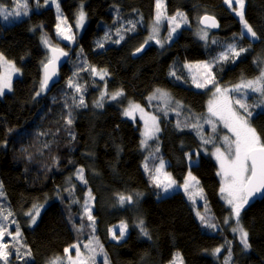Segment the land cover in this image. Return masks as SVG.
<instances>
[{
    "label": "trees",
    "instance_id": "16d2710c",
    "mask_svg": "<svg viewBox=\"0 0 264 264\" xmlns=\"http://www.w3.org/2000/svg\"><path fill=\"white\" fill-rule=\"evenodd\" d=\"M165 1L166 15L183 12L189 25L170 44L161 46L154 41L135 59L133 53L150 35L156 0H39V6L35 0H28V14L22 15L23 20L15 23L12 17L4 20L0 16V54L22 74L15 79L12 92L0 97V183L3 202L19 224L20 239L32 250L29 264H48L51 258L63 256L64 249L78 240L88 242L87 235L78 236L79 222L72 218L82 212L88 189L95 197L94 235L103 245L109 264H172L177 253L183 264H225L229 253L231 264H264V198L241 212L240 221L248 232L250 245L244 249L238 233L231 231L235 221L224 223L230 209L221 198L218 166L209 154H203L211 149L210 143L203 144L201 135L190 126L198 115H165L148 102L156 89H164L193 112L205 113L209 95L192 87L187 65L212 60L229 44H236L242 30L239 17L223 0ZM0 3L11 6V0ZM57 4L72 25L83 4L88 24L71 49L59 82L36 96L50 54L41 37L57 25ZM244 14L260 39L255 43L247 37L241 39L238 46L248 49L243 57L236 63L231 58L222 61L214 68V77L222 86L260 74L256 61L264 60V0H245ZM204 15L219 20L220 31L211 34L223 41L202 42L196 36ZM129 21L136 22L135 31H122L124 39L113 43L119 39L118 28L131 27ZM106 35L109 39H105ZM92 68L106 71L107 75L103 80L96 78ZM70 79L81 85L86 107L72 104V97L80 94L68 87ZM120 90L124 93L120 99L113 101L106 95L103 107H96L101 93ZM129 102L160 118L161 134L155 144L160 145L168 162L167 170L178 182H183L191 171L203 189L201 205L193 204L183 192L163 197L161 190L153 186L143 168L147 154L141 145V122L123 115ZM252 111L250 124L264 139V108ZM69 112L71 125L66 123ZM197 122L206 124L205 118ZM205 128L208 133L213 132L210 127ZM204 129L202 135L208 138ZM216 145L223 148L221 140ZM52 153L58 163L42 165V172L39 162L44 163ZM187 153L193 154L192 160L199 155L198 162L191 165ZM77 168L85 170L87 184L76 178ZM72 185L74 191L69 193L67 189ZM120 193L132 194L133 203L123 207L117 204ZM73 197L79 203H74ZM33 205L42 207L35 225L25 215ZM197 211L217 228H206ZM140 220L150 239L137 226ZM121 222L128 225L129 235L122 243H116L110 238V229ZM218 247L222 250L214 255Z\"/></svg>",
    "mask_w": 264,
    "mask_h": 264
},
{
    "label": "snow or ice",
    "instance_id": "6c2138e0",
    "mask_svg": "<svg viewBox=\"0 0 264 264\" xmlns=\"http://www.w3.org/2000/svg\"><path fill=\"white\" fill-rule=\"evenodd\" d=\"M37 6H39V0H35ZM55 3V0H53ZM223 3L231 9L237 17H239V22L242 25V30L240 31L239 39H245L246 34L252 40L260 39L257 36V33L253 30V27L245 19L244 7L245 0H223ZM235 3L236 7H233ZM28 0H11V6L0 3V16L4 20H9L10 17H21L22 15L28 14ZM57 10L59 11V5H56ZM156 15L151 28V35L148 36L147 40L138 47L135 53L143 51L144 46L148 41L155 40L157 44H161L159 39V31L161 20H167L171 29L168 32L167 40L170 41L173 33L181 27L182 24L187 25L189 23L188 18L185 13L177 11L174 15H166V9L162 0H156ZM23 9V12L21 11ZM85 19V13L81 10L79 17L76 21L77 27L83 25ZM66 23L61 19V24ZM131 24L130 28L121 29L118 28L116 35L119 37L118 40L113 41V43H119L120 40H123L124 37L121 35L122 31H135L136 22L129 21ZM199 23L204 25L203 28L199 29V37L201 40L208 41L209 34L206 29L208 28H217L219 24L214 16L204 15L200 18ZM57 34L61 35L65 40H72L73 37L69 34L71 32L70 26L67 29L61 28V25L56 26ZM105 39H109L106 35ZM44 44L51 49L52 57L44 64V78L40 83V89L36 92V96H40L41 93L45 92L48 88L49 81L52 76L55 75V65L59 56H66L67 52L58 47H53L50 45L47 38L44 39ZM211 43H217L216 40H212ZM100 47H103V43H100ZM161 46H163L161 44ZM248 49L244 47H237L235 43L229 44L226 50L222 51L218 57L214 58L211 62H203L199 64H188L187 67L189 70L197 69L199 70L192 75V82L195 84L196 88H205L209 84H216L215 77L212 74V67L215 63L220 61H226L232 58V62H235V58H238L242 53L247 52ZM0 63H3L6 67L11 68L12 71H18L14 65L8 62L3 54H0ZM257 65L260 67L259 76L244 80L242 79L241 83L235 85L232 88H221L216 85L213 92V99L208 103V113L209 116L205 120V123L212 126L213 133L216 132L218 123L223 125V128L227 129L228 133L231 135L225 134L221 140L223 149L221 147H215V151L212 155L215 156L216 160L219 163L220 171L217 173L221 176L222 186L220 192L222 198L228 205L230 212L228 217L225 219L224 223H229V221L234 220L235 226L231 227L233 233H239L240 243L243 245L244 249L250 247L248 243V232L244 229L240 221L241 212L249 201L254 197L264 198V139L257 133L256 129L251 126L249 123V118L252 116L250 111V106L246 102L247 92L243 90H250L252 93L259 94V100L257 103L251 107L264 108V60H257ZM51 69V71H50ZM92 73L99 75L100 79L103 80L106 71L97 72L95 68L91 69ZM171 75L175 76V72H172ZM179 79V77H177ZM68 87L74 88L76 93L80 95L78 97H72V104L75 106H84L86 103L82 94L81 85L76 84L73 80L68 81ZM106 88V86H105ZM5 89L8 91L12 90L11 84V74L6 72L4 75H0V96H3ZM230 92L239 93L238 98H233L229 95ZM106 95L110 96V99L115 101L118 97L124 95L123 91H116L114 93H107V91L101 93L100 98L95 101L96 107H103V101ZM164 99L165 115H167V102L170 100V97L166 92L161 89H156V92L149 97V100L154 99ZM178 104V102H177ZM182 107V106H178ZM176 110V109H173ZM242 110V111H241ZM139 111L141 113V119L144 120V132L142 135L144 139L141 141V145L145 149H152L149 152L148 157L145 158L143 168L146 173L149 175V179L153 186L157 189H160L162 193H169L172 190L183 189V191L188 195L189 200L196 204V196H201L203 194V189H198L195 192H191L190 188L198 186L199 181L195 176L192 175L191 171L188 172L187 177L183 182H178L173 178L170 172L165 171V161L162 158L156 157L153 161L151 167L149 165V160L155 157V154L159 152L158 145H150L149 140H158V133L161 131L158 118L155 115H148L139 104L129 102L128 107L125 109L123 115L135 119V113ZM179 115V111H177ZM215 118V119H213ZM151 122V123H149ZM68 125L73 123L71 112L68 113V118L66 120ZM192 128L197 130V134L201 135L203 144L207 145L209 143H215L211 138H204L202 135V125L198 122L192 123L190 125ZM177 127H181L180 122H177ZM181 130H183L181 128ZM71 134V133H70ZM74 138V137H73ZM6 146V145H5ZM187 158L189 161L192 160V153H187ZM198 155V153H197ZM84 169L77 168L75 170V176L82 183L87 184V180L84 177ZM72 177H69L71 181ZM194 182V183H190ZM74 185L69 187L67 191L72 193L74 191ZM3 189V184L0 183V190ZM137 196L140 194L137 193ZM3 191H0V197H3ZM95 197L92 195L90 189L87 190V199L82 204V214L80 216L81 220L87 219L88 224L85 225L81 223L79 227L76 228L78 233L83 232L85 227L90 228L91 238L87 243H82L79 240L66 247L64 249L63 256H55L48 261V264H97V256L103 258V264H109L107 253L104 251L103 245L100 244L99 238L94 235L96 230V218L92 214V201ZM74 203H79L78 200L73 197ZM117 204L123 207L126 203H133V195H125L123 193L118 194ZM41 205H33V209L25 213L30 217V224L35 225L36 220L40 215ZM207 211V208H205ZM196 215L199 217L201 223L209 229H216L217 225L211 222L205 215H202L200 211L196 212ZM13 216V212L10 209L0 208V264H12V259L14 257L15 261L20 262V264H29V261L33 259L32 250L23 241L20 239L22 233L20 231L19 224L15 219L11 220V224H16L14 233L9 231L10 225L5 223L9 221V218ZM140 228L141 233L148 237V231L144 228V221L140 220L137 225ZM119 227V236L116 234L115 229H110L112 233V239L122 240L124 238L125 232L127 231L128 225L124 222H121ZM9 237L12 243H9L5 240V237ZM11 249V250H10ZM23 249V251H21ZM73 249H75V255H73ZM221 248H216L214 250V255H218L221 252ZM183 264L180 254H176V259L172 264ZM225 264H231L230 262V253L229 259L225 260Z\"/></svg>",
    "mask_w": 264,
    "mask_h": 264
},
{
    "label": "rangeland",
    "instance_id": "374dc122",
    "mask_svg": "<svg viewBox=\"0 0 264 264\" xmlns=\"http://www.w3.org/2000/svg\"><path fill=\"white\" fill-rule=\"evenodd\" d=\"M162 2H163L164 6H165V9H166V1H165V0H162ZM233 7H236L235 3L233 4ZM81 10L84 12L83 4L80 6V9H79L78 12H77V16H76L75 24L72 25V24L69 23V21L67 20V18L62 14L60 8H59V11H58V10H57V7L55 6V13H56V17H57V25L60 24V25H61V28H64V29H67V28L70 26V28H71V32H70L69 34L73 37L72 40H65V39H63V37H62L61 35H58V34H57V28H56V27H55L52 31H47V30H46V32H44V33L42 34L41 39L44 41V39L47 38L48 41H49V43H50V45H52L53 47H58V48H61V49L64 48V49H66L69 53H71V51H72L71 49L76 45V41H77V39L81 37V35H82V33H83V30L87 27V24H88V21H87L86 15H85V19H84L83 25L80 26V27H77L76 21H77V19H78V17H79V13H80ZM230 10H231V9H230ZM231 11H232V10H231ZM232 12H233V11H232ZM233 13H234V12H233ZM234 14H235V13H234ZM23 17H24V16H21V17H15V18H12L11 20H14V22L16 23V22H19V21L23 20V19H22ZM61 19H63L66 23L61 24ZM188 21H189V20H188ZM152 24H153V23H152ZM57 25H56V26H57ZM188 25H189V23H188L187 25L182 24L181 27L178 28L177 31H176L175 33H173L171 40L168 41V40H167V37H168V32H169L170 29H171V25H169V23L167 22V20H163V19H162V20H161V24H160V31H159V39L161 40V44H162V45H163V44H164V45H166V44H167V45L170 44V43H171V42H172V41H173V40H174V39L180 34L181 30H182L183 28H185V26H188ZM151 28H152V25H151V27H150V29H149L150 35H151ZM200 28H201V27H200ZM196 29H197V27H196ZM207 32H208V34H209V38H208L209 41H208V42H211L213 39L216 40V41H223V40H221L218 36H216V37L213 36V35L211 34L210 31L207 30ZM198 33H199V30H197V32H196V36L200 39ZM246 37L249 38L250 40H252L247 34H246ZM200 40H201V39H200ZM154 41H155V40H152V41H149V42H154ZM201 41L203 42V41H205V40H201ZM217 43H218V42H217ZM156 44H157V43H156ZM43 45H44V49H45L46 51H48L49 47L46 46V45L44 44V42H43ZM157 45H160V44H157ZM224 50H226V49H224ZM224 50L219 51V52L215 55L214 58L218 57L219 54H220L222 51H224ZM243 55H244V54L242 53L238 58H235V63H236L240 58H242ZM3 56H4V55H3ZM4 58H5L8 62H10V64L14 65L16 69H18V68L16 67V65H15L13 62L9 61L5 56H4ZM47 58H48V60L51 58L50 54H49V56H47ZM214 58H213L212 60L196 62V63H193V65H195V64H199V63H203V62H211V61L214 60ZM231 59H232V58H231ZM221 62H222V61L217 62V63H215V64L213 65V67H212V69H211L213 76H214V71H213L214 68H215L216 66H219ZM235 63H234V64H235ZM198 71H199V70H197V69H192V70H189V69H188V73H189V76H190V79H191L190 84L192 85V87H193L194 89H196V90H198V91H201V92H206V93L209 95V99H208V102H207V109H206V112L203 113V114H198V113L193 112V111L191 110V109H192L191 107H189V106L185 105L183 102L177 100V99L173 96V94H172L170 91H168V90H164V89H161V90H163L164 92H166V93L168 94V96L170 97V100L167 102V114H169V115H173V116H176V117H179V116H181V115H182V116H187V115H189V114H196V115H198V116L195 117L197 121L203 120L204 118H205V120H206V119L208 118V116H209V113H208V103H209L210 100L213 99V92H214V90H215L216 85L220 86V87L223 89V88H232V87H234L235 85L241 83V82H238V83H236V84H234V85H230V86H222V85L218 84L217 81H216V79H215V81H216V84H215V85H214V84H209V85H208L207 87H205V88H196L195 84L192 82V75H193V73H196V72H198ZM6 72H9V73L11 74V84H12V90H13V83H14L15 79L18 78V77H20L22 74H21V72H20L19 69H18V71H12L11 68L6 67L3 63H0V75H4ZM97 72H98V71H97ZM258 76H259V75H258ZM95 77L100 79L99 75H95ZM256 77H257V76H256ZM254 78H255V77H254ZM252 79H253V78H252ZM247 80H249V79H247ZM12 90H11V91H8L7 89H5V93H4V95H3V96H0V97H1V98H4V96H5L6 94L12 92ZM243 91H246V92H247V100H246V102H247L248 105L250 106V111H251L252 114H253L252 109H254V108H256V107H251V106L258 102V100H259V94H258V93H252L250 90H243ZM155 92H156V90H155L152 94H150L149 97H151ZM229 95L232 96V97L235 99V98H238L240 94H239V93H236V92H230ZM149 97H148V102H150V104H152L153 107L156 108V111H157V112L162 111V109H165V103H166V101H165L164 99H159V98H158V99H154V100H149ZM118 99H120V98L118 97ZM177 102H178V104H177ZM122 104L124 105L125 102L123 101ZM128 105H129V104H126L125 109L128 107ZM178 106H182V107H178ZM140 107L143 108L144 111H145L148 115H155V116L158 118V123H159L160 129H161L160 118H159L155 113L151 112L150 110H147L146 108H144V107H142V106H140ZM125 109H124V111H125ZM173 109H176V110H173ZM177 111H179V115H177ZM241 111H242V110H241ZM162 112H164V114H165V111H162ZM199 116H200L201 118H200ZM213 119H215V118H213ZM134 120H138V121L141 122V126H142L141 138H142V140H143V139H144V136L142 135V133L144 132V120L141 119V113H140L139 111H137V112L135 113V119H134ZM197 121H196V122H197ZM149 123H151V122H149ZM194 123H195V122H194ZM249 123H250V120H249ZM180 125H181V124H180ZM183 126H185L184 123H183ZM251 126H252V125H251ZM205 127H210V128L212 129V126H211L210 124H207V123L202 125V129H204ZM252 127H253V126H252ZM203 132H204V134L207 135L208 138H211V139H213V140L215 141L214 144H213V143H210V145L208 146V147L211 148V149H210L209 151H205V153H203V154H209V155L215 160V163H216L217 166H218V171H220L219 163H218V161L216 160L215 156L212 155V153L215 151V147H221V148H222V146H220V145H216V144L218 143V141L220 140L219 138H222L225 134H227V135H231V134L228 133L227 129L223 128V125H222V124H219V123H218V127H217V130H216L215 133H213V132H212V133H208L207 128H205V129L203 130ZM221 132L224 133L222 136H220ZM160 134H161V131L157 134V135H158V138H159ZM155 142H156V140H149V141H148V143H149L150 145H156ZM158 147H159V152L155 154V157H153V159L149 160V165H150V167H151L153 161L156 159V157L162 158V157H161L160 145H158ZM222 149H223V148H222ZM143 151L147 154L146 156L148 157L149 152L152 151V149H145V148H143ZM162 159L165 161V164H166L165 171L168 172V170H167V164H168V162H167L164 158H162ZM198 159H199V155H198L197 160H196V159H195V160H191V165H192V164H196V163L198 162ZM57 163H58V158H57V156L55 157L54 154L52 153V154H50V156L44 161V163L39 162V167H38V168H39V170H41V166H42V165H46V164H48V165H50V166H54V165H56ZM41 171H42V170H41ZM42 172H43V171H42ZM147 175H148V173H147ZM192 175H193V174H192ZM148 176H149V175H148ZM193 176H194V175H193ZM219 178H220L221 186H222V179H221V176H219ZM190 183H194V182H190ZM198 189H201V187H200V183H199L198 186H195V187L190 188V191H191V192H195V191H197ZM0 191H1V190H0ZM176 192H183V193L188 197V195L183 191V189H176V190H172V191H170V192L167 193V194H165V193H161V194H162L163 197H166V196H169V195H171V194H173V193H176ZM202 195H203V194H202ZM221 198H222V194H221ZM3 199H4V197H0V208L8 209V208L6 207V205H5V203L3 202ZM86 199H87V197H86ZM195 199H197L196 202H197V203H200V205L203 203V197H201V196H196ZM4 200H5V199H4ZM222 200H223V202L226 204V202L224 201L223 198H222ZM5 202H6V201H5ZM91 203H92V214H93V201H92ZM226 206L228 207L227 204H226ZM228 208H229V207H228ZM32 209H33V208H32ZM32 209H31V210H32ZM31 210H30V211H31ZM41 211H42V207H40V214H41ZM81 214H82V212L80 213V215H73L74 217L72 216V218L78 220L79 225H80L81 223L87 225V224H88L87 219L85 218V219L81 220V218H80ZM39 217H40V215H39ZM39 217H38L37 219H39ZM12 219H14L13 216L10 217V218H9V221H7V222H5V223H8V224L10 225V227H9V231H12V232L14 233L15 228H16V224H11V220H12ZM36 221H37V220H36ZM120 224H121V223H118V224H116V225H114V226L111 227V229H115V230H116V234H117V236H119V227H118V226H119ZM79 225H78V227H79ZM90 232H91V229L85 227V229H84L83 232L78 233V236H79V235H83V236H86V235H87V236L89 237L88 239H90V238H91V236H90ZM128 235H129V228L127 227V231L125 232L124 238H123L122 240H114V239H112V233H111V231H110V238H111V240H113V241L116 242V243H122L123 241L126 240V238H127ZM238 237H239V233H238ZM239 238H240V237H239ZM5 240H6L7 242H9V243H12V241L10 240V238L7 237V236L5 237ZM10 250H11V249H10ZM21 250L23 251V249H21ZM72 254L75 255V249H73V253H72ZM11 259H12V264H15V262L18 263V261H15L14 258H11ZM100 260L103 261V258H102L101 256H97V264L100 262ZM17 263H16V264H17ZM178 264H179V263H178Z\"/></svg>",
    "mask_w": 264,
    "mask_h": 264
},
{
    "label": "water",
    "instance_id": "95a60500",
    "mask_svg": "<svg viewBox=\"0 0 264 264\" xmlns=\"http://www.w3.org/2000/svg\"><path fill=\"white\" fill-rule=\"evenodd\" d=\"M216 18V17H215ZM218 24H219V27L217 28H208L206 30H210L212 31L213 33H217L220 31L221 29V24L219 22V20L216 18ZM200 24V23H199ZM200 26L203 28L204 25L200 24ZM148 48V45L144 46L143 48V51L144 52L146 49ZM64 50V49H63ZM65 51V50H64ZM67 52V51H65ZM142 52H139V53H136L133 55V58H138ZM50 54H51V57H52V52H51V49H50ZM69 59V54L67 52V55L66 56H59V58L57 59L56 61V65H55V75L52 76L51 80L49 81V85H48V88L46 91H49L55 84H57L59 82V79H60V72L61 70L63 69V67L65 66V64L67 63ZM51 71V69H50ZM263 198H256L254 197L252 200L249 201L248 205H246L244 208H247L251 203L255 202V201H258V200H261Z\"/></svg>",
    "mask_w": 264,
    "mask_h": 264
},
{
    "label": "bare ground",
    "instance_id": "6f19581e",
    "mask_svg": "<svg viewBox=\"0 0 264 264\" xmlns=\"http://www.w3.org/2000/svg\"><path fill=\"white\" fill-rule=\"evenodd\" d=\"M152 23H153V22H152ZM151 25H152V24H151ZM150 27H151V26H150ZM149 29H150V28H149ZM245 37H246V36H245ZM240 40H241V39L238 38V41H237V43H236V45H237L238 48H239L238 45H239V41H240ZM250 41L253 42V43L256 42V40H250ZM152 44H153L152 42H149V41H148V43H147L146 45H148V48H149V47H151ZM146 45H145V46H146ZM148 48H147V49H148ZM147 49H146V50H147ZM146 50H145V51H146ZM145 51H144V52H145ZM142 53H143V52H142ZM244 53H245V52H244ZM59 80H60V79H59ZM13 137H14V136H13ZM156 145H157V144H156ZM160 150H161V148H160ZM161 157L164 158L163 155H162V152H161ZM164 159H165V158H164ZM165 160H166V159H165Z\"/></svg>",
    "mask_w": 264,
    "mask_h": 264
},
{
    "label": "flooded vegetation",
    "instance_id": "af4514ba",
    "mask_svg": "<svg viewBox=\"0 0 264 264\" xmlns=\"http://www.w3.org/2000/svg\"><path fill=\"white\" fill-rule=\"evenodd\" d=\"M62 49H64V48H62ZM64 50H66V49H64Z\"/></svg>",
    "mask_w": 264,
    "mask_h": 264
}]
</instances>
